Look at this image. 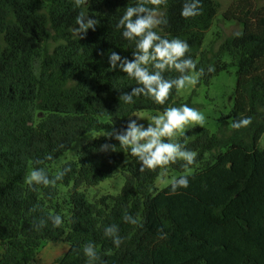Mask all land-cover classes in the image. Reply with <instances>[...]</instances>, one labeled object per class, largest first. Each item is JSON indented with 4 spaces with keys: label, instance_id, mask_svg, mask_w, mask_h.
I'll use <instances>...</instances> for the list:
<instances>
[{
    "label": "trees",
    "instance_id": "1",
    "mask_svg": "<svg viewBox=\"0 0 264 264\" xmlns=\"http://www.w3.org/2000/svg\"><path fill=\"white\" fill-rule=\"evenodd\" d=\"M134 3L90 0L77 8L74 0H0V264H34L45 244L53 242L69 246L54 264H87L82 249L89 242L106 264H264V148H259L264 136V0H237L227 9L224 19L242 31L225 39L217 52L202 51L218 13L213 0H201V14L188 19L181 16L184 0L161 6L168 24L156 31L186 41L187 55L197 70H205L196 89L228 70L220 63L222 56L230 55L237 66L234 104L217 131L195 127L182 139L186 149L197 153L196 163L184 168L177 161L167 168L187 176L188 188L175 194L170 186L159 191L156 181L164 170L141 172L137 158L106 136L65 163L61 169L70 166L71 171L55 187L32 190L25 183L34 166L54 177L52 166L75 143L93 133L122 131L129 117L162 114L183 104L196 108V89L186 103L175 89L165 105L142 95L133 98L134 104L119 100L137 85L118 67L111 69L109 54L132 59L135 45L116 24ZM80 12L99 20L83 39L72 32ZM209 66L215 71L209 73ZM241 117H251L252 123L233 129ZM193 131L201 134L186 144ZM106 143L115 145L114 151H100ZM49 154L52 160L45 159ZM38 160L44 163L34 164ZM118 170L124 177L121 192L89 201L87 190ZM62 186L71 187L65 203L60 202ZM126 211L143 227L125 223ZM57 214L64 221L59 228L48 219ZM40 219L47 224L37 231L33 224ZM111 224L119 227V248L104 235ZM161 229L167 233L164 239Z\"/></svg>",
    "mask_w": 264,
    "mask_h": 264
},
{
    "label": "clouds",
    "instance_id": "2",
    "mask_svg": "<svg viewBox=\"0 0 264 264\" xmlns=\"http://www.w3.org/2000/svg\"><path fill=\"white\" fill-rule=\"evenodd\" d=\"M90 0H74L77 8L89 5ZM168 0H135L134 4L128 5L119 18L116 28L121 30V35L127 41L134 43L132 59L121 57L115 51L109 54V64L112 70L117 67L126 74L129 79L136 82L130 92H123L119 100L125 104H134V97L145 96L158 105H165L172 95V90L177 93L188 86L194 87L200 77L204 74L203 68L197 70V63L187 54L190 46L186 41L179 38L169 40L160 35L156 29L167 25L168 20L161 11V6H167ZM201 0H184L181 16L185 19L194 18L201 14ZM76 27L72 32L74 36L83 39L89 29L96 30L99 24L98 19H93L84 12L75 17ZM162 30V28H161ZM240 34L237 33V36ZM207 71L214 72L215 68L209 66ZM166 72H175L179 75L174 78H166ZM131 119L122 131L113 130L106 133L109 139L119 142L121 148L127 149L129 154L136 157L140 163L141 172L147 170L155 171L158 168L164 171L161 175H167V168L170 164L183 161L182 167L188 168L196 163L197 153L185 148L184 145L174 142L177 134L184 135L185 128L195 124L203 126L205 116L198 109L187 104L169 106L162 114L153 115L147 127L138 122L141 118ZM252 123L251 117H241L235 120L231 127L235 130L248 127ZM64 147V145H60ZM116 148L115 145L103 144L100 151H109ZM52 160L51 154L45 157ZM44 160L35 161L34 164H43ZM71 171L70 166L59 170L54 177H49L42 167H33L25 177V183L32 190L36 186L55 187L58 181ZM189 178L180 176L173 179L170 184L171 192L175 194L178 189L188 188ZM35 211V209H33ZM53 227L59 228L63 223L61 215L57 214L48 218ZM128 224L143 227L138 217H133L127 211L122 217ZM47 221L40 219L34 221L33 227L39 231L45 227ZM104 235L111 239L113 245L119 248L123 239L119 234V227L116 224L105 226ZM167 233L159 230V238H166ZM83 254L87 257V264H106L98 254L95 244L89 242L83 246Z\"/></svg>",
    "mask_w": 264,
    "mask_h": 264
},
{
    "label": "rangeland",
    "instance_id": "3",
    "mask_svg": "<svg viewBox=\"0 0 264 264\" xmlns=\"http://www.w3.org/2000/svg\"><path fill=\"white\" fill-rule=\"evenodd\" d=\"M218 8L217 17L215 19L214 25L208 32L202 51H213L217 52L220 45L225 41V39L236 35L242 31V27L236 22H228L224 19L223 14L227 9L237 0H213ZM221 64L229 65L226 72H222L215 76L209 85H201L199 88L188 86L179 92V97L182 103H186L194 90L196 89L195 97L193 98V104L196 109H198L205 116V123L203 126L199 125H189L185 128L184 135L177 134L174 138V142L181 143L182 139L188 134L190 130L195 127H202L208 129L212 134H214L219 126L221 125V117L223 115H228L233 107L234 102V91L237 84V66L234 59L226 54L221 58ZM153 115H158L152 112H142L136 114L133 119L141 118L138 122L143 123L145 127L151 122V117ZM107 132H102L100 134H91L82 140L75 143L72 149L67 153L65 157H62L55 165L52 166V173H57L61 167L71 160H76L77 156L81 152L83 146L92 143L96 138L103 137ZM201 132L193 131L186 140V144L194 141ZM259 148H264V136L259 142ZM123 171L118 170L113 178L106 180L99 187L90 188L87 190V196L89 201L95 202L98 199L109 196H116L121 192L124 185V177L122 175ZM181 175L177 172H167V175H160L156 181V187L159 191L164 190L170 186L173 179L179 178ZM71 193V187H60V202L65 203ZM69 210L66 216H68ZM68 219V218H66ZM54 246H46L44 250L42 249L43 256L45 253L53 249ZM39 255V256H40ZM39 261V260H38Z\"/></svg>",
    "mask_w": 264,
    "mask_h": 264
},
{
    "label": "crops",
    "instance_id": "4",
    "mask_svg": "<svg viewBox=\"0 0 264 264\" xmlns=\"http://www.w3.org/2000/svg\"><path fill=\"white\" fill-rule=\"evenodd\" d=\"M48 245L49 246L53 245L54 248L51 249L49 252L45 253L43 256H41V255L43 254L44 251L41 250V252L39 253V255L40 254L41 255L37 256L34 264H54L57 259L64 256L69 250V246L63 242L47 243V244H45L44 248ZM44 248H43V250H44Z\"/></svg>",
    "mask_w": 264,
    "mask_h": 264
}]
</instances>
